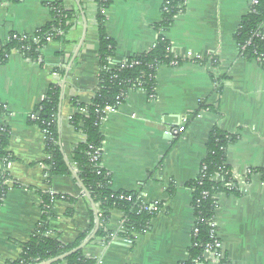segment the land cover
Listing matches in <instances>:
<instances>
[{"label":"crops","instance_id":"crops-1","mask_svg":"<svg viewBox=\"0 0 264 264\" xmlns=\"http://www.w3.org/2000/svg\"><path fill=\"white\" fill-rule=\"evenodd\" d=\"M80 1L82 17L64 42L47 43L42 63L13 52L0 65V129L9 132L7 152L14 159L6 172L32 189H10L5 195L0 207V264L19 258L17 244L28 242L40 223V198L35 190L75 199L74 204L54 200L48 237L69 245L84 233L87 240L94 230L91 206L71 174L56 176L45 185V138L29 119L51 86H59L61 93L65 72L76 56L63 87L59 123L57 117L58 145L72 167L70 155L84 137L69 124L70 101L88 103L99 74L95 6L92 0ZM109 1L105 31L115 43L111 64L151 50L164 0ZM63 2L76 10L74 0ZM249 11V0H187L183 13L163 32L172 54L186 62L157 69L153 97L130 91L105 115L100 125L101 164L111 189L139 192L144 205L160 206L150 229L136 235L131 246L122 240L107 244L95 235L81 250L87 260L95 264H182L187 260L195 223L187 184L199 177L209 134L217 128L236 137L226 149L225 166L237 195L214 197L213 223L221 258L211 257L205 264H264V67L241 57L234 42ZM83 19L87 29L81 43ZM48 22L50 13L43 0H0V42H7L11 33L31 35ZM196 55L217 57L219 64L213 69L208 61L188 60ZM211 74L225 80L220 92ZM201 104L207 108L192 118ZM182 126L183 132L176 133ZM4 169L0 162V172ZM122 218L119 211H110L105 231H118Z\"/></svg>","mask_w":264,"mask_h":264},{"label":"trees","instance_id":"trees-1","mask_svg":"<svg viewBox=\"0 0 264 264\" xmlns=\"http://www.w3.org/2000/svg\"><path fill=\"white\" fill-rule=\"evenodd\" d=\"M17 3L19 0H6ZM95 6V22L98 33L97 66L99 74L96 82V90L88 103L77 99L70 101L75 110L69 122L76 133L84 137V141L78 144L70 155L72 167L64 160V156L58 145L57 113L60 98V87L51 86L45 99L35 108L36 120L31 122L43 133L45 138L44 152L48 158L44 162L46 176L45 185H49L56 176L69 175L70 169L75 172L79 181L88 191L95 205L99 229L96 239H104L105 243H113L117 240H134L135 235H142L150 229L153 217L159 211V204L153 211L144 210V204L139 192H115L111 189L109 175L102 168L101 158L97 162H90L88 153L101 149L103 137L100 133L99 118L102 111L107 108H116L118 102H122L130 91H140L149 97H153L155 90V75L161 66L173 67V64L181 65L185 59L172 54L170 43L163 36L173 22V19L184 11V0H165L161 10V21L154 26L158 37L154 47L148 52L132 56L127 60L111 64L115 55V43L107 36L105 31V13L110 6L109 0H92ZM250 11L243 17L234 35V42L241 57L247 60H256L264 67V0H249ZM76 10L68 9L63 0H43V5L49 10L50 22L36 30L31 35L11 33L7 42H0V65H4L11 53H17L34 62L42 63V50L48 42H64L65 36L70 31L74 22L83 14V6L80 0H74ZM211 59L210 66L216 69L219 61L217 57L205 56L201 63ZM64 75V71L61 72ZM211 79L216 92H220L225 80L216 78L211 74ZM204 104L191 117H195L199 111L206 109ZM84 110V113H80ZM236 137L225 134L219 129H213L207 140V155L202 165L205 170L200 171L199 177L187 184L192 193V209L195 219L194 227L198 230L193 239V245L188 250L187 260L182 264H205V251L212 247L215 239L212 236L214 229L213 218L216 209L214 196L219 193L235 192L236 187L231 174L225 166L226 149L234 143ZM9 132L4 129L0 134V162L5 168L0 172V207L6 193L10 189H31L21 185L9 177L6 169L14 159L7 152ZM92 148V150L90 149ZM225 172H229L224 176ZM224 177V181L217 180ZM9 182L10 184H6ZM232 188L229 190V188ZM32 190V189H31ZM40 198V223L28 242L17 244L20 249L19 258L5 264H38L56 259L71 250L77 248L87 237L88 233L81 234L69 244L63 245L58 239L47 237L50 231L49 220L53 217V200L63 199L71 204L75 199L60 194H50L49 191L35 190ZM203 193H206L204 196ZM117 210L122 213V223L118 231H105L104 227L109 222L110 211ZM70 215V212H68ZM95 264L87 260L82 251L67 257L63 262L55 264ZM222 262L221 264H223Z\"/></svg>","mask_w":264,"mask_h":264},{"label":"built area","instance_id":"built-area-1","mask_svg":"<svg viewBox=\"0 0 264 264\" xmlns=\"http://www.w3.org/2000/svg\"><path fill=\"white\" fill-rule=\"evenodd\" d=\"M186 1H187V0H184V2H183L184 6H185ZM164 2H165V0H164ZM163 4H164V3H163ZM162 9H163V6H162ZM188 60H190V61H194V62H202V61L204 60V57H203V56H198V55H196V56H191V57H189ZM39 62H40V60H39ZM210 62H211V59L208 60V64H209V65H210ZM176 66H177V64H173V67H176ZM120 104H121V101L117 103L116 108H117ZM70 107H71V105H70ZM71 108H72V107H71ZM116 108H110V107H107V108H105V109L102 111V116L99 118V123H100V125H101L102 122L104 121L105 115L108 114V113H110V112H113ZM71 110L73 111L72 114H74V113H75V110H74L73 108H72ZM80 113H84V110H80ZM72 114L69 115V116L67 117L69 122H70V120H71V116H72ZM29 119H30L31 122H33V121L36 120V118H35V114H34V111H33L32 114H30ZM186 122H187V120H186V118L184 117V118L182 119V123L185 124ZM3 130H4V129H0V132L2 133ZM183 130H184V127L182 126V127H180V128L177 130L176 133H182ZM90 149L92 150V148H90ZM88 156H89V158H90V162H97L98 158H102V148H101V149L92 150L91 152L88 153ZM47 160H48V158H47ZM204 170H205V167H204L203 165H201V171L203 172ZM228 174H229V172H225L223 175L226 176V175H228ZM217 180H219V181L222 182V181H224V177L220 176V177L217 178ZM6 184L9 185L10 183L7 182ZM228 188H229V190L232 189V188H230V187H228ZM49 193H50V194H53V192H51V191H49ZM203 195L205 196L206 193H203ZM214 197H215V196H214ZM61 199H62V198H61ZM214 199H215V198H214ZM52 202H54V200H53ZM144 206H145V207H144V210L153 211L155 205H152V206L144 205ZM121 223H122V221H121ZM121 223H120V226H121ZM212 226L214 227V229L212 230L211 233H212V236H214L215 242H214V244H213L212 247H208V248L206 249L205 254H208V258H207L208 260H209V258H211V257L213 258V260H214V259L219 260V259L221 258L220 251H219V249H220V242H219V239L217 238V235H216V230H215V225H214V223H213ZM119 228H120V227H119ZM197 234H198V230H196L195 227H194V228H193V238H195V237L197 236ZM46 236L48 237L49 234H46ZM135 236H136V235H135ZM101 240H102V242L105 243L104 239H101ZM123 242H124L127 246H131L132 243H133V240H123Z\"/></svg>","mask_w":264,"mask_h":264},{"label":"water","instance_id":"water-1","mask_svg":"<svg viewBox=\"0 0 264 264\" xmlns=\"http://www.w3.org/2000/svg\"><path fill=\"white\" fill-rule=\"evenodd\" d=\"M84 20V31H83V36H82V42L84 41V38H85V34H86V29H87V24L85 22V19ZM79 51V50H78ZM78 53V52H77ZM76 53V55H77ZM76 56H74L65 72V75H64V78L62 80V86H61V93H60V98H59V105H58V113H57V117H58V123L60 122V117H61V105H62V95H63V87L65 85V81H66V78H67V74L69 72V69L74 61ZM70 173H71V176L74 178V180L76 181V183L78 184L79 188L81 189L83 195L85 196V198L87 199V201L89 202L90 206H91V209H92V212L95 216V226H94V230L93 232L91 233V235L89 236V238L85 241H83L77 248L71 250L70 252L56 258V259H53V260H50V261H47V262H43V263H38V264H55V263H59V262H63L67 257H69L70 255L72 254H75L76 252L78 251H81L96 235L97 231H98V228H99V218H98V212H97V209L95 207V205L93 204L91 198H90V195L88 193V191L86 190V188L83 186V184L79 181V179L77 178L75 172H73L71 169H70ZM205 259L208 258V254H205L204 255Z\"/></svg>","mask_w":264,"mask_h":264}]
</instances>
